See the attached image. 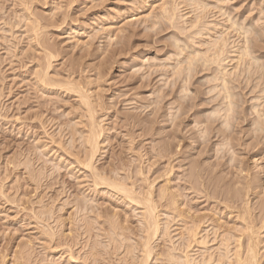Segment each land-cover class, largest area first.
I'll return each instance as SVG.
<instances>
[{
	"label": "rangeland",
	"instance_id": "1",
	"mask_svg": "<svg viewBox=\"0 0 264 264\" xmlns=\"http://www.w3.org/2000/svg\"><path fill=\"white\" fill-rule=\"evenodd\" d=\"M23 1L0 0V264H75L67 262L70 250L78 257L76 264H138V254L142 252L145 233L141 208L119 198L105 186L88 187L91 181L84 178V170L76 164L78 168L73 171L67 170L65 163L59 170L54 167L59 155L67 162L73 161L66 151L58 147L48 154L41 151L40 145L46 140L41 123L48 132H56L57 138L61 137L62 143L67 145L68 132L76 127L83 129L88 121L80 118L86 113L80 108L76 94L36 83L34 70L49 52L55 55L51 59V73L58 72L60 78L71 74V78L80 80L90 89L95 101L101 100L103 104L97 106L96 117L106 120V143L97 153L96 166L116 167L119 177H127L125 181L132 183L138 192L146 190L151 183L162 230L168 209L165 199L160 197V189L171 179L170 183L180 194L179 202H183L187 210L185 215H190V210L191 214L204 216L203 219L209 221L210 244L217 243L220 238L213 241V227L217 228L220 222L217 219L231 223L236 219L233 218L235 213L224 209L212 191L235 178L236 169L240 173L243 168L242 175L256 172L253 157L258 147L254 148V144L259 140L251 131L250 117L246 120L243 113L251 109L255 94L250 92V87L258 83L255 78L258 79L261 72L259 64L251 66L252 60L244 63L251 66L255 82L248 79L247 73V78L241 77L245 82L239 79L238 91L243 97L239 99L242 105L238 107V119L224 128L221 124L224 110H220L218 116L213 114L219 118L209 115L214 107L222 108L218 102L223 100V94L219 95L223 91L211 90L215 84L211 78L214 66L202 67V63L197 62L188 69L185 62L194 49L205 50L202 41L211 40L216 30L211 29V34L201 36L187 31L198 11L183 0L178 2L186 19L177 21L178 27L156 20L155 5L162 0H26V4ZM259 1L226 0L221 10L217 0H211L210 8L205 9L203 15L212 25L211 19L225 23L226 14H222L226 9L237 19L249 21L259 16ZM152 12L155 18L145 17ZM135 16L142 18L135 20ZM28 18L41 29L36 39L32 31H28L27 24L31 21ZM259 23L264 26V19ZM110 24L113 27L109 31L106 27ZM175 38L181 45L189 43L190 48L180 51L175 46ZM262 40L256 51L261 63L264 62ZM228 41L229 51L241 45L236 31L230 33ZM228 55L226 67L230 69L233 57ZM247 79L252 82L249 87L245 85ZM208 115L213 116L212 121ZM81 119L83 124L77 125ZM206 120L213 123H208L211 131ZM75 136V145H79L82 140L78 134ZM233 145L235 153L230 149ZM53 154L58 157L56 160ZM240 161L243 165H239ZM169 167L172 171L166 174ZM194 170L200 175L197 182L192 176ZM225 175L227 179H223ZM261 176L263 185L264 171ZM220 179L222 183L215 187ZM250 195L251 204L256 205L259 197ZM44 208L51 213H42ZM175 221L171 222V232L178 239L183 222ZM164 242L160 232L153 242L155 253L151 264H167L162 254L166 249ZM262 251L264 253V248Z\"/></svg>",
	"mask_w": 264,
	"mask_h": 264
},
{
	"label": "bare ground",
	"instance_id": "2",
	"mask_svg": "<svg viewBox=\"0 0 264 264\" xmlns=\"http://www.w3.org/2000/svg\"><path fill=\"white\" fill-rule=\"evenodd\" d=\"M24 1L26 4L27 1L26 0H24ZM183 1L185 2L186 5L188 4L189 7L192 6V8H194L195 10L198 11V12L196 11L197 13L191 19V23L189 24V27H187V29H186L187 31L192 32L193 35L201 36V35L211 34L209 31L211 29L216 30L215 31L216 35H214V37H212L211 40L202 41V44L205 43V45H206L205 50H199V49L195 50L194 49L193 51H191L187 55L185 62L187 63L188 69H192V67H194V65L198 64L199 62L202 63V64H200L201 66L202 65H204V66L213 65L214 66V68H213L214 71H212L213 74H212L211 78H212V80L215 81V84L212 88L211 87L210 88L213 91H215L216 89H218L219 91H223V93L221 92V93H219V95L223 94V97L222 96L221 97L223 98L222 102H224L225 104H223L222 102H218L219 104L221 103L222 108H220L219 106H218L219 108L214 107V109L211 111L212 114L210 113L209 115L211 116L213 114H217V116H218L219 115L218 112H220V110H221V112L225 111L224 116H222L220 114L223 117L222 118L223 121L220 119V121H222V123H221L223 125L222 127L225 128V126H226V128H228L230 124L232 125V121L234 122L235 119L236 120L238 119V114H239L238 107H240L239 105H242L239 103L241 102L240 100H242L241 96L243 97V94L240 91H238V89H240V85H241V82L239 79H242L241 77L243 75L245 76L247 73V75L249 77L248 79H250V81H252V75H251L252 71H250V69H251L250 67L254 66L253 64L258 63L259 66H257V67H258V69L260 68L259 70L261 71L259 73V76L257 77L258 79L255 78V80H257L258 83H255V84L253 83V85H251V87H250V92L251 93L253 92V94H255V95L252 94L253 96H252L251 109L249 112H248L249 109L246 111V112H248L247 114L243 113L244 114L243 116H245L244 118L250 117L251 125H252V127H250V128H252L251 131L254 132V133L253 132L252 133L255 134L256 138L258 137L257 140H259V141H257L255 139L257 142H256V144H254V148L258 147L257 151L254 149L256 151V153H255V156L253 157V162H254L253 165H254V170L256 168V172H254L253 175H251V174L247 175L250 172L249 171L247 174L242 175V173L245 170L243 168H241L242 172L240 170V173H237L239 170L236 169V171H237V172H235L237 174L236 177L231 179L230 182H228L229 178L227 180V182L229 184L225 183L226 182L225 181L222 184V186H220V189L218 188V190L212 191L214 193V195L217 194L214 197H216V200H219V204L223 203L224 209H226L230 213H235V216H233V218L235 217V219H236V220H233V218H232V220H233L232 223L228 220L223 221L224 220L223 218H222L223 220L221 218L217 219V221L218 222L220 221V222L216 224L217 228L213 227V229H214L213 241L215 242L216 240H218L220 238L218 240V242L210 244V243H212V241H211L212 239L209 238L210 232H209V229L207 228V227H209V225L207 224V222H209V221L204 220L203 219L204 216L203 217L201 216L202 217L201 218L200 215L198 216L197 214H191L190 210H188V213H190V215H185L184 212H186L187 210L183 208V206H182L183 202L182 203L179 202V199H180L179 195L180 194L177 191L178 189L176 188L177 190H175L174 185H172L170 183L171 179H168L166 184H164L162 186V188L160 189V197L162 200L165 199V201H166L165 207H167V209H168V210L166 209L167 210L166 211L167 212L166 213V223L164 224V227L162 230L161 218H160L158 206L154 200L155 198L153 196V191H152L153 186L151 183H149L146 186L147 187L146 190L143 189L144 191L138 192L134 188L135 186L132 183H128L125 181V178L127 179V177H119V174L116 171L117 170L116 167H115L116 169L115 168H109V167H108L109 169H106V168H99L98 166H96V164H95L96 158H97L96 156H97V153L102 149L101 146L102 145L104 146V144L106 143L105 142V140H106L105 135L107 132V127H105V123H104L105 119L104 120L103 119L98 120V118L96 117V114H97L96 108L98 105L99 106L101 105V102H100L101 100L95 101L94 95H92L89 92L90 89H88L84 85H82L80 80H75V79L71 78V76H70L71 74L69 76L67 75L66 78H60L58 72L51 73L50 69L52 67V60H53L52 57L55 56V55H53L52 52L46 53V56L44 57L45 59L43 58L45 61L44 60L41 61L43 63L38 62V66L34 70V78L36 79V83L40 84L43 87H47V88H51V89L52 88L53 89H60V90L62 89L61 91H63V92L65 91V92L76 94V96L79 99L80 108H82V110L85 111V113H86V114L82 113L80 118L85 117L88 119V121H86L83 129L76 127V128H72V130L70 132H68V133H70V142L67 145H66V143L65 144L62 143L63 140L61 137L57 138L56 132H52V133L48 132V130L46 129V126L43 123H41L42 124V126H41L42 131L46 136V140H44L40 145L41 151H44V153L48 154L49 151L51 152V150L54 149L55 147L62 149V152L66 151V154H68L69 157H73L72 158L73 161L67 162L66 158H63L62 155H59L60 159H58L56 161V163L58 165L55 163L56 165L54 164L55 165L54 167H56L59 170V168H61L63 166V163H65L64 167L67 170L73 171L74 168H76V166H74L76 164L78 167L80 166L84 170V174H85L84 178L85 179L87 178L91 181L90 182L91 184L88 187L91 186V187H93V189L94 188L98 189L100 186H105V188H108L111 192L118 194L119 198H121L123 200L125 199L128 203H132V204L138 206L139 208H141V211H140L141 217L140 218H141V223L144 225L143 230H144L145 235H143V238L141 241V248L142 249H140V251H142V252H141L140 256H139L140 253L138 254V257H139L138 264H151L150 260L152 259V257H154V253H155L154 252L155 245L153 246V242L158 237V235H160V232H161L162 237H164L165 242H166V243L164 242L166 245V249H164L162 251V254H163L164 259H165L167 264H264V259H263L264 253L262 251V249L264 248V244H263L264 243V230H263L264 229V184L262 185V183H261L262 180H260V176L262 175V173L264 171V65H263L264 62L261 63L260 56L256 54V51L259 50L257 48L260 47V46H257V45H259L258 42L260 39L262 40L264 37L263 36L264 32L260 31L261 29L262 30L264 29V26H261L259 23V21L264 19V0H260L261 3L258 0L259 4H261V5L258 6L259 7V10H258L259 16L256 19L252 17V19L251 20L249 19V21H247L248 20L247 18H246L247 20L244 19V21L243 20L241 21V20L237 19L236 16H232L231 12L227 11L225 9L223 11V14H222V15L226 14L225 23H223V22L221 23L220 19L214 20V21H213V19H211L212 22H214L213 25L211 22H209V20H207V18H204V15H203L204 14L203 12H205V9L210 8V5L212 3L211 0H183ZM180 2H181V0H180ZM20 3H22V2H20ZM216 3H217L218 8L220 7L219 9L222 10L224 7V4L226 3V0H217ZM155 9L158 12L155 15L156 20H158L159 22L161 20H165L166 22L173 24L172 26H174V27L179 26V24H177V21H179V20L184 21V19H186V18H184V15L181 14L182 11L180 10V3L178 2V0H162L158 6L155 5ZM221 10H220V12H221ZM153 16H154L153 12L148 14V15H145V17H148V18L149 17L151 18ZM155 17H153V18H155ZM30 18H28V19H30ZM141 18L135 16V18H133V19L139 20ZM133 19H132V21H133ZM35 23H37V22L31 20L30 22H28L27 27H28V31H30V32L32 31V33L36 39V37L38 38L39 30H41V29L39 27V24H35ZM175 23L177 25H175ZM261 24H263V23H261ZM112 25L113 24H110L109 26L106 27V29L110 31L111 28L113 27ZM41 28H42V26H41ZM179 30H180V28H179ZM181 30H183V29H181ZM184 31H185V29H184ZM233 31H236V36L238 35V37H240L241 43H239V44H241V45H239V47H237L236 45L233 44L232 46L233 47L236 46L237 48L232 47L233 49H230L231 51H229L230 46L228 45V43H229L228 40L230 39V33H232ZM188 35H189V33H188ZM189 38H192V36H190ZM227 38H229V39H227ZM194 39H195V37H194ZM188 41H189V39H188ZM175 43H176V45H175L176 48H178L180 51H183L185 48H187V50H188V48H190L189 43H183L182 42L183 45H181V43L179 42V39H176V38H175ZM232 43H233V41H232ZM234 43H235V41H234ZM192 44H194V43H192ZM235 44H237V43H235ZM195 46H198V45H195ZM46 47L49 48V46H47V45H46ZM201 47H203V45ZM48 50L52 51L50 48ZM45 51H47V50H45ZM228 54H231L230 56L233 57V58H231L233 63H231L232 67L230 69H228L226 67V62H227L226 59L229 57ZM179 55H180V53H179ZM250 60L253 61V62H251V66H248V67L244 66V63H246V61L249 62ZM165 62H167V61H165ZM248 64H250V63H248ZM243 66H244V68H243ZM190 71L191 70H189V73H190ZM255 72H256V69H255ZM179 74H180V72H179ZM252 74H253V72H252ZM255 75H253V77ZM245 78H247V77L245 76ZM101 79H100V81H101ZM245 80H243V82H245ZM255 80H253V81L255 82ZM250 81L249 80L246 81L245 85L246 86L248 85L247 87H249ZM259 86H261L260 89L258 88ZM257 88L259 89L258 91H257ZM211 90H210V92H212ZM98 95H100V94H98ZM216 98H218V97H216ZM241 108H243V106ZM222 110H224V111H222ZM66 115H67V113H66ZM209 115H208V117H209ZM213 116L217 117L216 115H213ZM243 116H242V119H243ZM212 117H209V119L211 118V121H212ZM217 118H219V117H217ZM209 119H207V120H209ZM173 120H174V118H173ZM207 120L205 121V123H207V124L212 123L210 121L207 122ZM214 120L215 119H213V121ZM246 120H247V118H246ZM216 121H219V119H217ZM81 123L83 124L82 119L80 122H77L76 124L78 125ZM208 125L210 127V124H208ZM211 127H210L209 131H211ZM62 128H63V126H62ZM206 129H208V126H206ZM220 129H218V131L221 132ZM59 131H61V128ZM77 134L79 135V139L82 140L81 143H79V145H75L76 144L75 142L77 140V137L75 135H77ZM226 141H228V140H226ZM226 144H228V142ZM42 148H43V150H42ZM230 149L233 151L234 145H233V149H232V147H230ZM230 149H228V150H230ZM234 153H235V150H234ZM54 154H53V156H54ZM234 155L235 154H233V157H234ZM55 157H56V155L54 156V160H56L58 158V157H56V158ZM231 160L233 161L234 159L231 158ZM241 162L242 161H240L239 165H243V164H241ZM61 164H62V166H61ZM29 165H30V161H29ZM239 165L237 163V167H239ZM169 168H171V167H169ZM82 169L79 168V170H82ZM171 171H172V168L168 169L166 171V174H169ZM194 171H193L192 176H195V178H197V179H195V181L197 182L200 175H199V172H196V171L194 172ZM137 172H138V174L144 176V174L140 170H138ZM33 176H36V175H33ZM232 177H233V175H232ZM77 178H80V177L77 176ZM225 178H226V175L223 179H225ZM143 179L146 180L145 176L143 177ZM221 179L217 181L216 186L215 185H213V186L217 187L219 185L218 183H220V182L222 183ZM259 180L261 183L260 185H262L263 187L260 188V192H257V188L259 190V187H261L260 185L257 184V181L259 183ZM263 181H264V179H263ZM202 183H203V180H202ZM202 183H201V181L199 182V184H201V185H202ZM237 184H241V185L239 186ZM203 186L204 185H202V187ZM191 189L193 190L192 187H191ZM197 189H199V188L197 187ZM261 189H263V192H261L262 191ZM200 192H201V190H200ZM212 192H210V193H212ZM198 193H199V190H198ZM250 194H256L260 198V199L258 198L259 202H257L256 205H254L253 203H252L253 205L251 204V202H250V196L251 195ZM203 195H204V192H203ZM47 210L48 209L44 208L42 213L50 214L51 211H47ZM99 216H100V214H99ZM175 220H177V222H179V221L183 222V226H182L181 231L178 230L179 233H177V236H179L178 239H176L177 237L173 236L172 232H171V230H172L171 222L172 221L176 222ZM211 223H209V224H211ZM220 229H223V231H219ZM121 235H122V233H121ZM214 245H217V246L214 247ZM70 251H69L68 258H67V262H69V263L73 262L75 264H76V262L78 263V257L74 255L75 253L74 254L70 253ZM124 264H126V262Z\"/></svg>",
	"mask_w": 264,
	"mask_h": 264
}]
</instances>
